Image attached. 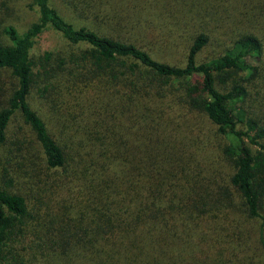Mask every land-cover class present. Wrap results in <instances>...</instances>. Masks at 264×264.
Instances as JSON below:
<instances>
[{"label": "trees", "instance_id": "trees-1", "mask_svg": "<svg viewBox=\"0 0 264 264\" xmlns=\"http://www.w3.org/2000/svg\"><path fill=\"white\" fill-rule=\"evenodd\" d=\"M77 3L2 28L0 264H264V0Z\"/></svg>", "mask_w": 264, "mask_h": 264}, {"label": "rangeland", "instance_id": "rangeland-1", "mask_svg": "<svg viewBox=\"0 0 264 264\" xmlns=\"http://www.w3.org/2000/svg\"><path fill=\"white\" fill-rule=\"evenodd\" d=\"M49 4L69 23L74 27L87 26L91 29L97 28L91 21L92 14L88 7L77 3L71 4V0H48ZM37 18L36 9L32 6L31 0H0V37L4 42H8V38L2 33V28L5 26H11L18 34H21L26 30L31 22H34ZM61 39L59 35L52 29H44L35 39L33 45V52L38 54L40 51L55 49L61 46ZM11 77L8 70H0V103L4 97L6 90L10 87ZM176 123V135L178 137H190L193 142V137L188 133L189 128L191 131L195 130V126L199 128V121L193 118L192 115L182 114V112H176L174 116ZM54 121L46 123L48 130L53 133L57 132V128L54 127ZM70 131V129H68ZM29 141L33 142V137L29 135ZM36 145L31 144V151L34 150ZM190 147V146H189ZM185 148L186 150H189ZM193 157L197 156V150L192 152ZM25 171V169H21Z\"/></svg>", "mask_w": 264, "mask_h": 264}]
</instances>
